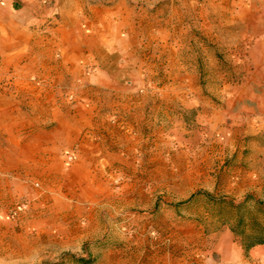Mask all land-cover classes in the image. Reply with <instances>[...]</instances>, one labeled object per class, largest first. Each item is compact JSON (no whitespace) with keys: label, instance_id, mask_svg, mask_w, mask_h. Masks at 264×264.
I'll list each match as a JSON object with an SVG mask.
<instances>
[{"label":"rangeland","instance_id":"374dc122","mask_svg":"<svg viewBox=\"0 0 264 264\" xmlns=\"http://www.w3.org/2000/svg\"><path fill=\"white\" fill-rule=\"evenodd\" d=\"M80 32L47 60L87 78L127 62L130 109L63 96L93 115L76 116L86 142L49 149V177L2 142L0 264H264L248 248L264 242V0H93ZM154 108L162 142H138Z\"/></svg>","mask_w":264,"mask_h":264},{"label":"crops","instance_id":"0c3cea01","mask_svg":"<svg viewBox=\"0 0 264 264\" xmlns=\"http://www.w3.org/2000/svg\"><path fill=\"white\" fill-rule=\"evenodd\" d=\"M82 24L93 32V0H0V72L3 67L15 71L12 75L0 74V168L2 142L16 148L10 155L17 172L31 171L42 178L49 177L50 148L58 150L70 142H86L76 116L82 111L93 115V106L80 110L78 105L67 103L63 96L69 91L81 99H93L94 93L112 104L121 99V109H130L128 99L134 87H129L133 84L130 73L135 68L127 62L98 61L95 73L87 78L82 77V66L75 59L58 63L47 60L51 42L64 46L62 36H69L72 46H79L72 36L81 34ZM111 29V33H125L124 27ZM134 84L141 86L139 80ZM155 109L154 139L149 140L148 135L138 142H162ZM110 113H114V107ZM250 116L253 114H245L247 123ZM66 117L72 119V128L64 126ZM25 147L32 148L27 158L21 156ZM249 252L255 256L264 253V244L254 245Z\"/></svg>","mask_w":264,"mask_h":264},{"label":"trees","instance_id":"16d2710c","mask_svg":"<svg viewBox=\"0 0 264 264\" xmlns=\"http://www.w3.org/2000/svg\"><path fill=\"white\" fill-rule=\"evenodd\" d=\"M258 244H264V242H259V243H257L256 245H258ZM254 245H251L250 247H248L249 249L251 248V247H253Z\"/></svg>","mask_w":264,"mask_h":264}]
</instances>
